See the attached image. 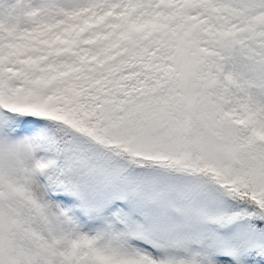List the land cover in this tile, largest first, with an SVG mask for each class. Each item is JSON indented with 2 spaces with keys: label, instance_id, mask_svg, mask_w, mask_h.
I'll use <instances>...</instances> for the list:
<instances>
[{
  "label": "snow or ice",
  "instance_id": "obj_1",
  "mask_svg": "<svg viewBox=\"0 0 264 264\" xmlns=\"http://www.w3.org/2000/svg\"><path fill=\"white\" fill-rule=\"evenodd\" d=\"M0 264H264V0H0Z\"/></svg>",
  "mask_w": 264,
  "mask_h": 264
}]
</instances>
